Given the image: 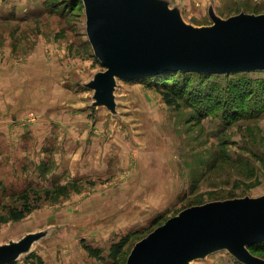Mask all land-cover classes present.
Listing matches in <instances>:
<instances>
[{"label":"rangeland","instance_id":"obj_1","mask_svg":"<svg viewBox=\"0 0 264 264\" xmlns=\"http://www.w3.org/2000/svg\"><path fill=\"white\" fill-rule=\"evenodd\" d=\"M259 16L264 0L140 4L142 25L159 43L168 30ZM109 71L84 0H0V264H30L32 255L45 264H127L141 241L187 209L264 197L260 91L233 101L248 117L227 126L219 89L194 92L199 77L192 95L170 106L165 84L146 79L165 72L107 80ZM241 73L264 79V70ZM231 74L204 82L234 87ZM232 90L246 94L242 85ZM27 206L25 218L12 220ZM125 238L114 260L111 248ZM251 245L247 259L218 247L177 264H264V250L253 255Z\"/></svg>","mask_w":264,"mask_h":264},{"label":"water","instance_id":"obj_2","mask_svg":"<svg viewBox=\"0 0 264 264\" xmlns=\"http://www.w3.org/2000/svg\"><path fill=\"white\" fill-rule=\"evenodd\" d=\"M98 55L114 76L135 78L168 71L239 73L264 70V16L174 32L155 42L140 17L141 0H84ZM264 241V197L187 209L157 228L127 264H177L201 249L229 248L247 259L246 246ZM6 252H0V258Z\"/></svg>","mask_w":264,"mask_h":264},{"label":"trees","instance_id":"obj_3","mask_svg":"<svg viewBox=\"0 0 264 264\" xmlns=\"http://www.w3.org/2000/svg\"><path fill=\"white\" fill-rule=\"evenodd\" d=\"M212 75H214V73L212 74V73H201V72H184L182 70H179V71H168L162 75H158L155 77H147L146 79L148 81H150V79H156L157 82L159 83L162 82L165 84V88L167 89V91L164 92V95H165L164 98H165L166 103L169 104L170 106L179 105L177 101H178V98H180L181 96L184 98L185 96L192 95L191 93H192L193 85L200 83V81L196 83L197 80H194L196 77L201 78L202 79L201 81L203 82V85H204V86L203 85L199 86L197 84V86L193 88L196 94H201L202 92H205V91L213 92L214 87H217L219 89V93H221L222 98H224L226 101V103L222 105L220 111L223 112L222 118L227 126L231 125L235 120L241 117L242 118L248 117L245 114L243 106H236L233 103V101L234 102L235 100L236 102L239 100L244 101L247 98V95L253 91H256V94H258V91H260L261 94L259 97L261 98L262 96H264V79L258 80V81L252 80L247 76V73L240 72V73L235 74V77L238 78V82L236 81L237 83H235L234 87H230L229 85L228 87L227 86L221 87L220 86L221 84L219 85V83L212 81V79H210L209 82L207 81V83L204 82V79L206 78L209 79V77H211ZM232 75L233 74L231 73L229 74L226 73L227 77H231ZM240 85H242V87L246 89V94H245V91H241V93L236 96V93H233L234 90L232 89L237 88ZM212 94L213 93H210L208 95H212ZM233 94H235V96ZM189 101L188 99L185 100L186 103H188ZM199 110L200 109H198V111ZM260 112L261 110L257 109L256 113L254 114L256 115V114H259ZM208 113L209 112H207V114ZM27 198L28 196H23L21 199L27 200ZM30 210L31 208L27 206L23 210L13 213L12 220L14 221L22 220L23 218L26 217V215L30 212ZM127 243H128V239L125 238L119 244L114 245L111 248V256L114 260H116L117 257L120 255V253L124 250ZM261 249L264 250V241H260L258 243H255L249 246V250L251 251L253 255H255L254 253L256 251L261 250ZM86 250L90 253L92 257H95L97 259H103L101 256L100 250H96L90 247H86ZM33 259L34 261L31 262L30 264H45L42 258L37 257L35 255L30 256L28 258V262H30V260H33Z\"/></svg>","mask_w":264,"mask_h":264}]
</instances>
